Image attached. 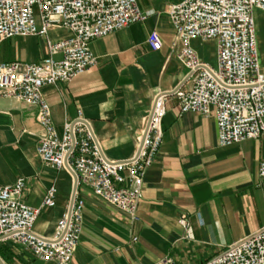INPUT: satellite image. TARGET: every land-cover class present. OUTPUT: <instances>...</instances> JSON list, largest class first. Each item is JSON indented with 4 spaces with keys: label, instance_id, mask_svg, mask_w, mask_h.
Returning a JSON list of instances; mask_svg holds the SVG:
<instances>
[{
    "label": "crops",
    "instance_id": "1",
    "mask_svg": "<svg viewBox=\"0 0 264 264\" xmlns=\"http://www.w3.org/2000/svg\"><path fill=\"white\" fill-rule=\"evenodd\" d=\"M181 1L137 0L147 15L143 23L93 41V69L43 90L58 134L62 136L65 126L81 114L102 157L111 163L129 162L138 155L155 99L166 96L164 141L145 175L138 219L81 187L84 228L70 264H205L264 229V187L259 178L264 135L222 148L214 115L180 113L175 92L189 90L192 81L176 57L183 46L168 9ZM253 17L264 74V11L255 9ZM37 25L41 26L39 19ZM153 32L162 39L160 51L148 43ZM68 36L66 30L53 29L46 37L0 41V63H40L50 56L49 43ZM190 45L201 62L217 69L216 41L193 39ZM53 58L60 60L61 55ZM37 114L36 107L0 98V187L25 180L21 201L39 210L33 233L50 241L69 213L74 176L39 159ZM52 187L57 200L49 208L43 202ZM0 261L56 264L34 258L12 241H0Z\"/></svg>",
    "mask_w": 264,
    "mask_h": 264
},
{
    "label": "built area",
    "instance_id": "2",
    "mask_svg": "<svg viewBox=\"0 0 264 264\" xmlns=\"http://www.w3.org/2000/svg\"><path fill=\"white\" fill-rule=\"evenodd\" d=\"M255 9L264 11V0H183L168 9L183 46L176 57L192 74L191 88L175 92L180 113L214 115L222 148L264 135V74L258 62ZM146 19L137 0H0V41L46 37L53 29L69 33L62 41L49 43L50 56L40 63H0V98L38 109L39 159L58 171L70 169L78 181L73 206L50 241L33 233L39 210L21 201L25 180L0 187V241L15 242L43 262L70 264L84 228L81 187L138 219L145 175L164 141L166 96L155 99L138 155L129 162L111 163L102 157L81 114L75 123L65 126L62 136L58 134L43 90L93 69L97 65L93 41ZM193 39L217 42V69L200 61L190 45ZM148 43L153 51L163 47L156 32L150 34ZM55 55L61 59L55 60ZM259 178L264 187V162ZM125 183L128 186L118 187ZM56 197L57 189L50 188L43 205L54 208ZM205 264H264V229L233 243Z\"/></svg>",
    "mask_w": 264,
    "mask_h": 264
},
{
    "label": "water",
    "instance_id": "3",
    "mask_svg": "<svg viewBox=\"0 0 264 264\" xmlns=\"http://www.w3.org/2000/svg\"><path fill=\"white\" fill-rule=\"evenodd\" d=\"M192 74H190L189 78H191ZM96 142V141H95ZM70 170V169H69ZM71 172V170H70ZM72 173V172H71ZM73 174V173H72ZM74 176V174H73ZM77 187H78V181H77V178L74 176V192H73V197H72V202H71V206H70V210L73 206V203L75 201V196H76V192H77Z\"/></svg>",
    "mask_w": 264,
    "mask_h": 264
}]
</instances>
